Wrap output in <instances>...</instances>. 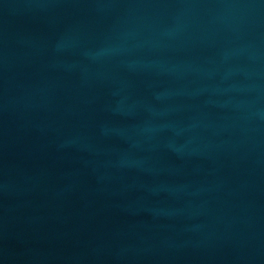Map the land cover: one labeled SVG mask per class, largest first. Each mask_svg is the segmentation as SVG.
<instances>
[{
	"label": "water",
	"instance_id": "water-1",
	"mask_svg": "<svg viewBox=\"0 0 264 264\" xmlns=\"http://www.w3.org/2000/svg\"><path fill=\"white\" fill-rule=\"evenodd\" d=\"M0 264H264V0H0Z\"/></svg>",
	"mask_w": 264,
	"mask_h": 264
}]
</instances>
